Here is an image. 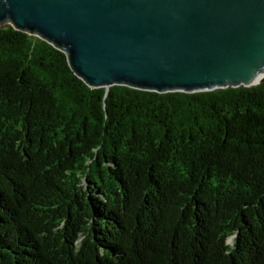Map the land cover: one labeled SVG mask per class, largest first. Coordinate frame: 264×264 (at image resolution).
<instances>
[{"label": "trees", "instance_id": "trees-1", "mask_svg": "<svg viewBox=\"0 0 264 264\" xmlns=\"http://www.w3.org/2000/svg\"><path fill=\"white\" fill-rule=\"evenodd\" d=\"M0 264H264V82L106 93L0 26Z\"/></svg>", "mask_w": 264, "mask_h": 264}, {"label": "water", "instance_id": "water-1", "mask_svg": "<svg viewBox=\"0 0 264 264\" xmlns=\"http://www.w3.org/2000/svg\"><path fill=\"white\" fill-rule=\"evenodd\" d=\"M5 25L62 51L78 78L106 93L264 82V0H0Z\"/></svg>", "mask_w": 264, "mask_h": 264}, {"label": "bare ground", "instance_id": "bare-ground-1", "mask_svg": "<svg viewBox=\"0 0 264 264\" xmlns=\"http://www.w3.org/2000/svg\"><path fill=\"white\" fill-rule=\"evenodd\" d=\"M259 77H257V78H255V79H253L252 81H251V85H255V84H257L258 82H259Z\"/></svg>", "mask_w": 264, "mask_h": 264}]
</instances>
